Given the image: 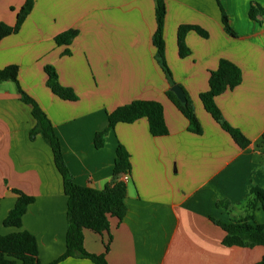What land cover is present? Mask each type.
Returning a JSON list of instances; mask_svg holds the SVG:
<instances>
[{"label": "crops", "instance_id": "0c3cea01", "mask_svg": "<svg viewBox=\"0 0 264 264\" xmlns=\"http://www.w3.org/2000/svg\"><path fill=\"white\" fill-rule=\"evenodd\" d=\"M24 1L0 0V22L14 25ZM164 2V56L171 79L153 43L155 0H35L19 30L0 40V69L18 65L19 84L52 122L75 183L95 189L112 184L121 179L113 175L117 144L130 154L126 213L121 221L110 218L103 233L85 229L86 251L103 253L111 237L108 264H255L264 247L225 246V232L210 217H244L251 212L250 187L264 189V0H220L233 34L225 31L216 0ZM181 24H197L209 33L203 38L187 32L185 56L177 46ZM70 28L77 36L69 45L57 44L55 36ZM220 58L241 70V82L215 102L223 119L250 140L245 148L199 98ZM45 65L54 66L59 83L72 88L76 100L49 89ZM171 82L191 98L200 134L189 130V121L167 97ZM136 99L162 103L168 133L151 135L142 117L117 123L104 145L95 147L94 135L107 127L108 112ZM35 125L16 83L0 81V234L30 232L39 261L48 264L65 251L67 196L51 147L40 134L30 137ZM13 189L34 197L20 227L3 223L16 201ZM219 201L231 207L218 206ZM253 213L257 223L264 222L261 207ZM56 264L95 263L76 256Z\"/></svg>", "mask_w": 264, "mask_h": 264}, {"label": "trees", "instance_id": "16d2710c", "mask_svg": "<svg viewBox=\"0 0 264 264\" xmlns=\"http://www.w3.org/2000/svg\"><path fill=\"white\" fill-rule=\"evenodd\" d=\"M221 10V22L227 33L233 34L229 26L228 18L221 8L220 0H216ZM35 0H25L20 7L15 24L10 26L0 22V40L13 33H16L26 16L33 8ZM255 6L252 5L249 16L254 18ZM164 0H155V21L156 28L153 34V43L156 47V54L161 64L164 74L171 79L170 70L165 62L163 25L165 18ZM189 31H194L199 36L207 38V30L197 24H181L177 29V46L180 56H185L189 50L185 44V35ZM78 30L70 28L55 36L57 44L69 45L77 36ZM68 49L65 54H69ZM44 71L47 75V86L58 97L64 100L74 101L77 95L70 87L63 86L58 81L57 72L52 65H45ZM19 67L17 64H9L0 69V81H13L17 85L20 98L31 105L32 115L36 125L30 131V137L40 134L49 144L53 153L55 166L63 179L64 193L67 196V222L68 228L65 238V251L58 258L48 264L57 262L68 257H84L90 259L95 264H108L105 254L109 249L111 237L105 242V251L101 254L90 253L83 246V231L91 229L97 233L109 230L110 218L121 221L126 213L125 196L126 184L121 179L112 184L105 185L102 189H95L75 183L65 164L60 140L53 130V125L46 113L42 110L38 102L28 95L20 86L18 81ZM241 82V70L232 61L220 58L215 70H211L208 79V89L199 94V98L212 118L226 131L234 142L241 148L250 145V140L237 128L229 125L222 117L221 110L215 102V98L222 92L232 89ZM174 82H171L173 85ZM186 101L181 102L170 88L166 91L167 97L177 107V109L189 121V130L200 134L201 124L195 115V111L188 94L183 89ZM146 118L149 132L153 136H162L168 133V127L164 118V109L161 102L157 100L136 99L131 102L116 107L108 112L107 127L98 131L94 135V145L100 148L104 145L107 133L119 123H131L139 118ZM264 141V134L262 135ZM131 170L130 154L126 148L118 143L115 151L113 175L120 176ZM16 195L13 208L3 220L6 226H21V218L27 206L34 201V197L23 193L18 189L12 190ZM251 199L249 201L250 213L241 218H231L229 221L217 220L210 217L216 225L225 232L222 243L225 246L253 247L261 245L264 247V222L257 223L254 217L256 205L264 210V189L257 185H252L249 190ZM218 206L229 209L231 205L226 201L217 202ZM0 264H41L38 258L37 242L33 234L26 230L2 235L0 234ZM255 264H264V256Z\"/></svg>", "mask_w": 264, "mask_h": 264}, {"label": "water", "instance_id": "95a60500", "mask_svg": "<svg viewBox=\"0 0 264 264\" xmlns=\"http://www.w3.org/2000/svg\"><path fill=\"white\" fill-rule=\"evenodd\" d=\"M170 90L174 92V94L176 95V97L181 102H185L186 101L185 93H184L183 89L179 85H177V84L172 85L170 87Z\"/></svg>", "mask_w": 264, "mask_h": 264}, {"label": "built area", "instance_id": "2783aa9c", "mask_svg": "<svg viewBox=\"0 0 264 264\" xmlns=\"http://www.w3.org/2000/svg\"><path fill=\"white\" fill-rule=\"evenodd\" d=\"M120 176H121V180L124 181V182H126L128 180V178H129L128 173H123Z\"/></svg>", "mask_w": 264, "mask_h": 264}, {"label": "rangeland", "instance_id": "374dc122", "mask_svg": "<svg viewBox=\"0 0 264 264\" xmlns=\"http://www.w3.org/2000/svg\"><path fill=\"white\" fill-rule=\"evenodd\" d=\"M191 99V98H190Z\"/></svg>", "mask_w": 264, "mask_h": 264}]
</instances>
